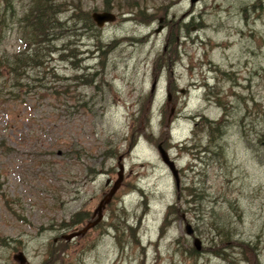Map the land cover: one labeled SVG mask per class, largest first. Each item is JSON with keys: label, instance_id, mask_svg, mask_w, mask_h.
Wrapping results in <instances>:
<instances>
[{"label": "rangeland", "instance_id": "1", "mask_svg": "<svg viewBox=\"0 0 264 264\" xmlns=\"http://www.w3.org/2000/svg\"><path fill=\"white\" fill-rule=\"evenodd\" d=\"M172 1L58 0L35 84L48 90L13 89L2 70L0 264L20 251L26 264L53 251L56 264H264V2ZM35 4L0 0V55L24 50ZM105 11L116 20L99 28L90 16ZM119 164L103 220L59 240Z\"/></svg>", "mask_w": 264, "mask_h": 264}, {"label": "trees", "instance_id": "2", "mask_svg": "<svg viewBox=\"0 0 264 264\" xmlns=\"http://www.w3.org/2000/svg\"><path fill=\"white\" fill-rule=\"evenodd\" d=\"M39 1L42 4L41 5L39 4L37 6L35 4V0H33L35 6L32 9H29V11L24 15L25 28L23 30V35L26 39V42H24L25 44L23 48L24 50L18 51L16 54L12 56V58L9 59L4 57V55L2 54L0 55L1 80L3 79L2 70L7 69L9 74L12 75V79H14V81H12V88L19 90V87H24L25 92H29L31 89H38V88L48 90V88L46 87H40L42 86L41 84L39 85V87L35 86L37 82L36 77L41 73L39 71L42 68L43 58H44V55L42 54L43 48L41 46L42 44H45L48 47L46 51L47 54H51L55 52L52 40H53V36L56 35V31L60 28L56 17L57 14L59 13V8H60V4L58 3V0H39ZM30 70H32L33 72L36 70L35 71L36 75H32ZM53 75L54 77H57L55 73H53ZM24 78L28 79V81L23 85L20 79H24ZM2 86L3 85H1V87ZM12 95L18 97V95L17 94L15 95L13 92ZM216 132L219 133V131ZM3 148L6 152L11 151L9 147H5L3 141H0V149L2 150ZM4 182L5 179H3L0 173V194L5 197L3 192ZM89 220H91V217ZM83 221L84 220L78 216L75 224L83 223ZM59 240L62 239L59 238ZM53 252H54L53 255L51 253V257H48V260L45 261L43 264H52V258L54 264L57 263L55 251ZM59 261L62 262L63 259L60 258Z\"/></svg>", "mask_w": 264, "mask_h": 264}, {"label": "water", "instance_id": "3", "mask_svg": "<svg viewBox=\"0 0 264 264\" xmlns=\"http://www.w3.org/2000/svg\"><path fill=\"white\" fill-rule=\"evenodd\" d=\"M198 0H190V4L196 3ZM116 19L115 15L110 12H93L91 14V20L95 25L99 28L104 26L105 24L114 22ZM161 30V27L157 29V32ZM158 153L162 160V163L168 168L169 172L171 173L172 178L174 179L176 187L179 184V174L176 168V165L173 160H171L168 156V153L158 145ZM124 178V168L121 164L118 166L117 172V179L112 183L111 188L109 191L102 197L99 201L97 207L94 209L92 213L91 220L87 221L84 226L81 228L74 229L70 234L63 235L61 237L62 240L66 242H70L77 237L84 236L89 230L96 227L102 220H103V210L106 208L108 204H110L113 196L118 191L119 187L121 186ZM111 180L107 179L105 185L108 186ZM184 232L186 236H194V230L189 223H185L184 225ZM193 245L197 252L201 251L202 243L197 237H193ZM12 259L17 262V264H26L27 259L23 252H18L13 255Z\"/></svg>", "mask_w": 264, "mask_h": 264}, {"label": "flooded vegetation", "instance_id": "4", "mask_svg": "<svg viewBox=\"0 0 264 264\" xmlns=\"http://www.w3.org/2000/svg\"><path fill=\"white\" fill-rule=\"evenodd\" d=\"M188 1H189V3H190V0H188ZM198 1H200V0H198ZM198 1H197V2H198ZM176 2H177L176 0H175V1H172L171 4L174 5ZM197 2H196V3H197ZM257 2L261 4V3L264 2V0H257ZM194 4H195V3H194ZM191 5H193V4H191ZM162 22H163V18H160V19L158 20V23L160 24L159 27H161V29H162ZM165 150L167 151V149H165ZM110 188H111V186L109 187V189H110ZM106 193H107V192H106ZM115 195H116V194H115ZM114 197H115V196H114ZM114 197H113V198H114ZM113 198H112V200H113ZM112 200H111V201H112Z\"/></svg>", "mask_w": 264, "mask_h": 264}, {"label": "bare ground", "instance_id": "5", "mask_svg": "<svg viewBox=\"0 0 264 264\" xmlns=\"http://www.w3.org/2000/svg\"><path fill=\"white\" fill-rule=\"evenodd\" d=\"M112 185V184H111ZM189 237H192V243H193V237H195V235L194 236H189ZM193 248H194V250H195V247H194V245H193ZM196 251V250H195ZM200 252V251H199Z\"/></svg>", "mask_w": 264, "mask_h": 264}]
</instances>
